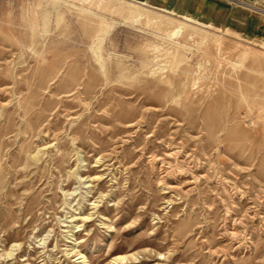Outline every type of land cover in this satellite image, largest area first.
Listing matches in <instances>:
<instances>
[{"label": "rangeland", "instance_id": "rangeland-1", "mask_svg": "<svg viewBox=\"0 0 264 264\" xmlns=\"http://www.w3.org/2000/svg\"><path fill=\"white\" fill-rule=\"evenodd\" d=\"M179 16L0 0V264H264V38Z\"/></svg>", "mask_w": 264, "mask_h": 264}, {"label": "crops", "instance_id": "crops-1", "mask_svg": "<svg viewBox=\"0 0 264 264\" xmlns=\"http://www.w3.org/2000/svg\"><path fill=\"white\" fill-rule=\"evenodd\" d=\"M148 7L172 12L179 17H192L216 28L263 36L264 20L250 10L222 0H130Z\"/></svg>", "mask_w": 264, "mask_h": 264}, {"label": "bare ground", "instance_id": "bare-ground-1", "mask_svg": "<svg viewBox=\"0 0 264 264\" xmlns=\"http://www.w3.org/2000/svg\"><path fill=\"white\" fill-rule=\"evenodd\" d=\"M229 1L234 2L235 4H238V5H243V7L246 6V7L250 8V9L255 10L256 12L261 13V14L264 15V10L259 9V8H256L254 5H247V4H245V3H242V2H240V1L237 2V1H235V0H233V1H232V0H229ZM138 4H139V3H138ZM140 5H142V6H147V5H145L144 3H143V4H140ZM164 12H166V13H168V14H171V15H174V13H172V12H167V11H164ZM127 18H128V19H132L133 21L138 22V21H140V20L143 18V14H141V13H136V12H131L130 14L127 15ZM182 19H183L184 21H186V22H189V23H192V24H196V25L201 26V27H204V28H208V29L211 28V25H207V24L201 23V22H199V21H197V20H193L192 18H189V17H182ZM180 34H181V28L178 27V28H176V30L174 31V35H175V36H178V35H180ZM166 189H168V188L166 187ZM131 259H132V260L135 259V254H130V255H119V256H117V257H114V258L110 261L109 264H124L125 262H127L128 260H131ZM76 260L78 261V264H84V263H85V260H84V257H83V256H78Z\"/></svg>", "mask_w": 264, "mask_h": 264}, {"label": "built area", "instance_id": "built-area-1", "mask_svg": "<svg viewBox=\"0 0 264 264\" xmlns=\"http://www.w3.org/2000/svg\"><path fill=\"white\" fill-rule=\"evenodd\" d=\"M228 4H235L234 2H231V1H229V0H225ZM233 1V0H232ZM235 1H237V2H239L240 0H235ZM240 2H242V3H245V2H243V1H240ZM247 4V3H246ZM236 5H238V4H236ZM239 6H243V5H239Z\"/></svg>", "mask_w": 264, "mask_h": 264}]
</instances>
